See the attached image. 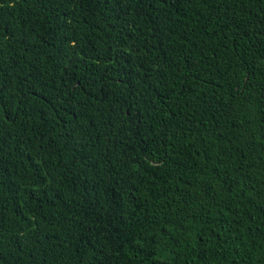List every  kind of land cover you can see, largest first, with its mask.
I'll use <instances>...</instances> for the list:
<instances>
[{
	"label": "trees",
	"instance_id": "obj_1",
	"mask_svg": "<svg viewBox=\"0 0 264 264\" xmlns=\"http://www.w3.org/2000/svg\"><path fill=\"white\" fill-rule=\"evenodd\" d=\"M0 264H264V0H0Z\"/></svg>",
	"mask_w": 264,
	"mask_h": 264
}]
</instances>
